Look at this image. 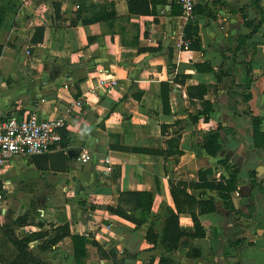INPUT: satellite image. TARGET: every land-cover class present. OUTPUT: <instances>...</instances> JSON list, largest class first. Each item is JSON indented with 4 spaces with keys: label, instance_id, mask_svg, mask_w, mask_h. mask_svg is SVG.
Returning a JSON list of instances; mask_svg holds the SVG:
<instances>
[{
    "label": "crops",
    "instance_id": "1",
    "mask_svg": "<svg viewBox=\"0 0 264 264\" xmlns=\"http://www.w3.org/2000/svg\"><path fill=\"white\" fill-rule=\"evenodd\" d=\"M126 1L0 0V117H60L65 148L90 155L83 163L67 158L63 172L37 169L20 155L4 163L0 264H31L21 243L43 264H77L67 236L39 247L63 223L84 236L82 264H113L100 249H113L123 264L149 257L156 264L159 255L174 264H264V146L254 145L249 119V112L261 116L264 131V0H194L188 20L174 0L146 14L128 13ZM187 22L190 38L182 31ZM37 26L41 40L31 42ZM161 81L168 84L164 104ZM211 132L212 154L203 147ZM234 167L233 188L205 185ZM177 181L194 202L176 212L188 236L174 245L160 235L165 208L175 211L169 189ZM115 182L151 192L139 226L105 209L116 205ZM208 197L213 209L202 210L197 201ZM23 214L27 223H9ZM148 225L157 233L151 250L143 238ZM36 231L47 233L27 239ZM234 232L244 242L231 249Z\"/></svg>",
    "mask_w": 264,
    "mask_h": 264
},
{
    "label": "trees",
    "instance_id": "2",
    "mask_svg": "<svg viewBox=\"0 0 264 264\" xmlns=\"http://www.w3.org/2000/svg\"><path fill=\"white\" fill-rule=\"evenodd\" d=\"M162 1L163 0H127L126 1L127 12L135 13V14H146L149 12H153L155 3H159ZM53 9L54 11L57 10L56 4H53ZM182 31H183L184 37L190 38L192 33L194 32V27L191 25V23L187 22L183 25ZM41 34H42V27L40 26L35 27L33 34L30 38L31 42H39L41 40ZM167 85H168L167 82H164V81L160 82V100L162 104L166 103ZM206 86H207L206 84H201L198 86V88L202 89V88H205ZM238 94L242 97V100L244 101L246 100L247 96H245V94H241V93H238ZM247 112L249 111L247 110ZM249 114H250L249 119H250V123L252 126L253 143L256 146H264V131H260L258 129V124L261 120V116L251 114L250 112ZM215 138H216V133L211 132L208 134L206 140L203 143V147L205 151L210 154L214 153L215 150L217 149ZM57 146L59 148H65L67 146L66 132L64 131L63 128L60 129V140L58 141ZM129 150L138 151L139 149L129 148ZM141 151L156 152V151H151V150H141ZM235 172H236V168L234 167L232 171L230 172L229 176L227 177V179H224L222 182L205 181V185L211 188H217L221 190H225V189L228 190L230 188H233ZM251 182L253 184H256L258 189H261V187L258 185V183L255 182L254 179H252ZM180 184L181 182L177 181V183L172 185L169 189L175 211L171 209L170 207H166L164 210V219H163V225L161 228V235H160V240L163 243L167 242L169 244L175 245L181 237L188 236L187 233H185L179 228L176 212H178L181 208H183L182 207L183 205L190 207L193 204L194 199L180 187ZM115 185H116V192H117L116 205L113 207L106 206L105 209L109 213L116 214L120 217H123L131 221L135 226H139L143 222L150 208L151 199H152L151 192L150 191H135V190L125 191V190H120L116 182H115ZM220 195L222 197H226L225 193H220ZM197 203L200 205L202 210L209 211L213 209L211 197H208L207 199H204L201 201H197ZM227 206L230 207L229 204H227ZM137 209L139 210L138 213L136 212ZM250 210L251 208L249 207L248 212ZM234 212L237 214H242L239 210H234ZM191 219H192L193 226L195 229L193 235H200L201 231L198 228V222L193 213H191ZM9 223L15 224V225H22V224L27 223L26 214L16 216L13 220H10ZM34 224L41 226L42 223L41 221H35ZM52 231H53L52 236L46 238V240H43L41 242L43 244L39 243L40 244L39 247L43 248L45 244H48V243L53 244L60 238L67 236L69 239L70 245H71V251H72V255L74 257L75 262L77 264H82L83 257L85 256L84 236L75 234V233H70L66 223L56 225L55 227L52 228ZM46 233H47L46 231H36L32 233L30 232L29 234H27V239H36L38 237L45 235ZM143 238L146 243L150 244V246L146 248L145 250L153 249L156 244L157 233L152 225H148L145 228ZM229 242H230L229 245L231 249H234L239 244L243 243L244 240L242 237L238 236V232H234ZM22 245L19 244L18 250L22 251V249H20ZM24 252L25 251H22L20 253V256L22 259H24L26 255L27 259L30 260L31 264H43V262L38 257L31 256L27 252L25 253ZM21 254H25V255L22 256ZM100 254L106 255V256L110 255L113 258V264H123L122 259H114L113 249H109L108 251H104L103 249H100ZM152 260H153L152 257H149L147 260H145L143 264H151ZM23 263L24 262H21L18 264H23ZM156 264H174V263L168 257L159 255Z\"/></svg>",
    "mask_w": 264,
    "mask_h": 264
},
{
    "label": "built area",
    "instance_id": "3",
    "mask_svg": "<svg viewBox=\"0 0 264 264\" xmlns=\"http://www.w3.org/2000/svg\"><path fill=\"white\" fill-rule=\"evenodd\" d=\"M180 10V16L188 20L193 16L194 0H174ZM103 79L99 80L101 83ZM76 103H79L77 100ZM64 128V121L60 117L39 118L34 113L24 117L6 115L0 117V169L11 157H28L32 153L48 152L60 140V129ZM90 158L84 148H79L74 155L77 162L83 163ZM107 163L108 158L104 157ZM110 169L109 166H106ZM2 191L0 186V201ZM1 209V206H0Z\"/></svg>",
    "mask_w": 264,
    "mask_h": 264
},
{
    "label": "water",
    "instance_id": "4",
    "mask_svg": "<svg viewBox=\"0 0 264 264\" xmlns=\"http://www.w3.org/2000/svg\"><path fill=\"white\" fill-rule=\"evenodd\" d=\"M79 148H55L48 152L32 153L26 159L37 169H48L52 172H63L66 159L73 157Z\"/></svg>",
    "mask_w": 264,
    "mask_h": 264
},
{
    "label": "rangeland",
    "instance_id": "5",
    "mask_svg": "<svg viewBox=\"0 0 264 264\" xmlns=\"http://www.w3.org/2000/svg\"><path fill=\"white\" fill-rule=\"evenodd\" d=\"M30 209H31V211L32 210H34V207L32 206V207H30ZM19 243H21V242H19ZM20 245H22V243L20 244ZM32 243H30V247H32ZM20 249H22V248H20ZM22 251H24L23 249H22ZM25 252H27L28 254H30L31 256H35L36 254H37V252H35L34 250H32L31 248L30 249H28V250H26ZM24 252V253H25ZM34 253V254H33ZM22 256H24L25 254H21ZM36 257V256H35ZM25 258H27V256L25 255Z\"/></svg>",
    "mask_w": 264,
    "mask_h": 264
}]
</instances>
